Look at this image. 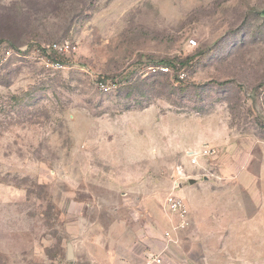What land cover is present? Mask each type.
<instances>
[{"label":"rangeland","instance_id":"374dc122","mask_svg":"<svg viewBox=\"0 0 264 264\" xmlns=\"http://www.w3.org/2000/svg\"><path fill=\"white\" fill-rule=\"evenodd\" d=\"M263 9L0 0V264H98L94 226H141L172 192L192 214L193 264H264ZM62 42L68 64L47 69L37 49Z\"/></svg>","mask_w":264,"mask_h":264},{"label":"crops","instance_id":"0c3cea01","mask_svg":"<svg viewBox=\"0 0 264 264\" xmlns=\"http://www.w3.org/2000/svg\"><path fill=\"white\" fill-rule=\"evenodd\" d=\"M176 183H179V188L182 185L181 182L174 181L172 191ZM187 193L183 189V195ZM165 206L163 215L161 210L154 212V207L146 209L142 214L146 219L141 222V226L136 222L126 223L121 220L112 222L104 230L102 226H94L92 231L95 236L99 235L107 240L105 247L95 249L99 255L98 264H145L148 257L158 254L162 255L163 264H193L185 250L186 243H190L188 234L191 232L178 228V218L169 214ZM191 217L188 208L189 222ZM160 229L163 230L162 238V233L158 232ZM167 232L170 234V241L164 238Z\"/></svg>","mask_w":264,"mask_h":264},{"label":"built area","instance_id":"2783aa9c","mask_svg":"<svg viewBox=\"0 0 264 264\" xmlns=\"http://www.w3.org/2000/svg\"><path fill=\"white\" fill-rule=\"evenodd\" d=\"M192 45H195L193 41H190ZM75 47L68 42L55 43L47 47H40L37 49V60L44 65L47 69L59 71L65 68L68 64V61L71 55L74 53ZM15 55V52L10 48H5L2 52L4 59H8ZM171 68L165 65L152 66L149 68L150 72L153 74H169ZM99 87L103 91H108L109 87L107 84L101 83ZM213 148L204 146L200 152H191L189 153V163L191 166L198 165V157L210 158L214 154ZM183 172L181 169H177V175H182ZM179 187V183H176L174 188ZM165 208L169 214L176 216L179 220L178 228L183 229L187 226L188 222V208L183 199L179 196L170 193L164 203ZM164 238L170 241V234L167 232L164 234ZM145 264H163V257L161 254L150 256L147 258Z\"/></svg>","mask_w":264,"mask_h":264},{"label":"trees","instance_id":"16d2710c","mask_svg":"<svg viewBox=\"0 0 264 264\" xmlns=\"http://www.w3.org/2000/svg\"><path fill=\"white\" fill-rule=\"evenodd\" d=\"M259 15L264 16V9L261 10V11L259 12ZM10 49H12V50L15 52V54H17V55H20V54H21V53L19 52V50H14V48H10ZM164 65H165V66H168L169 68H171L170 71H171L172 69H175V68H173L174 66L172 65L171 62H166Z\"/></svg>","mask_w":264,"mask_h":264},{"label":"water","instance_id":"95a60500","mask_svg":"<svg viewBox=\"0 0 264 264\" xmlns=\"http://www.w3.org/2000/svg\"><path fill=\"white\" fill-rule=\"evenodd\" d=\"M194 183V179L193 180H189V184H193ZM67 258L68 259H71V257H72V254H71V245L70 244H68V246H67Z\"/></svg>","mask_w":264,"mask_h":264}]
</instances>
